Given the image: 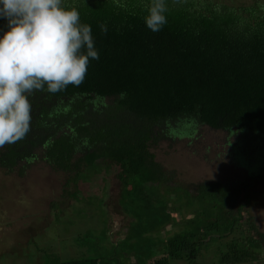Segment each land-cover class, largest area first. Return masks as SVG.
I'll list each match as a JSON object with an SVG mask.
<instances>
[{
  "label": "trees",
  "instance_id": "obj_1",
  "mask_svg": "<svg viewBox=\"0 0 264 264\" xmlns=\"http://www.w3.org/2000/svg\"><path fill=\"white\" fill-rule=\"evenodd\" d=\"M168 2V22L153 32L144 20L147 0H65L91 25L99 59L90 61L79 87L30 95L31 131L0 147V167L11 170L41 149L47 162L70 173L67 185L74 188L90 170L115 168L120 205L131 215L139 213L126 202L127 189L138 188L135 181L161 185L170 179L150 145L171 122L239 132L264 153V0ZM6 30L7 21L0 18V36ZM247 186L245 181L204 183L193 194L196 200L187 202L190 215L180 211L177 218L165 211L164 224L149 204L139 206L155 218L145 223L144 233L166 224L176 230L145 243L148 260L136 255L137 247L125 249L138 258L135 264H193L215 243L221 264L264 260V233L246 210L247 194L240 199ZM154 244L161 246L156 256L148 251ZM46 264L101 261L85 256Z\"/></svg>",
  "mask_w": 264,
  "mask_h": 264
},
{
  "label": "rangeland",
  "instance_id": "obj_2",
  "mask_svg": "<svg viewBox=\"0 0 264 264\" xmlns=\"http://www.w3.org/2000/svg\"><path fill=\"white\" fill-rule=\"evenodd\" d=\"M241 137L239 132L228 136L200 123L189 129L173 122L163 127L150 151L170 179L161 185L135 181L138 188L127 189L126 202L139 213L130 211L131 215L120 205L121 184L115 168L90 170L74 188L72 183L67 185L70 173L47 162L41 149L11 170L0 167V264H46L85 256H96L101 264H135L138 258L125 249L127 244L137 247L139 258L148 260L145 243L171 235L176 227L166 224L144 233L145 223L155 218L138 207L149 204L158 212V222L164 224L163 212L177 218L180 211L188 215L187 202L196 200L193 194L200 185L212 181L247 182L240 199L247 194L246 210L264 233V153L258 142ZM73 189L77 193L70 195ZM197 200L202 206L201 198ZM148 251L156 256L161 246L154 244ZM220 252L212 244L193 264H221ZM241 264H264V260Z\"/></svg>",
  "mask_w": 264,
  "mask_h": 264
},
{
  "label": "clouds",
  "instance_id": "obj_3",
  "mask_svg": "<svg viewBox=\"0 0 264 264\" xmlns=\"http://www.w3.org/2000/svg\"><path fill=\"white\" fill-rule=\"evenodd\" d=\"M173 3L179 0H172ZM146 26L158 32L168 22V0H147ZM7 30L0 36V147L31 131L30 95L79 87L92 59H99L92 27L65 0H0ZM101 31L106 32L102 24Z\"/></svg>",
  "mask_w": 264,
  "mask_h": 264
},
{
  "label": "flooded vegetation",
  "instance_id": "obj_4",
  "mask_svg": "<svg viewBox=\"0 0 264 264\" xmlns=\"http://www.w3.org/2000/svg\"><path fill=\"white\" fill-rule=\"evenodd\" d=\"M194 125V123H192V122H188L187 124H185L184 125V128H187V129H189V127H191V126H193ZM225 134H227L228 136L229 135H234V134H236V133H234L233 131H226V130H222ZM158 132L160 133L161 132V130H158ZM226 141V140H225ZM229 147H232L233 148V146H231V145H228ZM234 150V152L237 154V151H236V148H233Z\"/></svg>",
  "mask_w": 264,
  "mask_h": 264
}]
</instances>
